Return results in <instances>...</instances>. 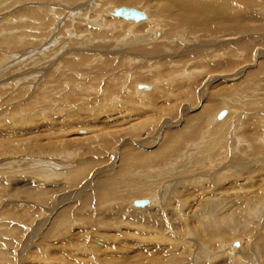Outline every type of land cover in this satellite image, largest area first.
Listing matches in <instances>:
<instances>
[{
	"label": "rangeland",
	"instance_id": "obj_1",
	"mask_svg": "<svg viewBox=\"0 0 264 264\" xmlns=\"http://www.w3.org/2000/svg\"><path fill=\"white\" fill-rule=\"evenodd\" d=\"M151 1L120 8L179 13ZM263 1L228 0L231 24L206 14L213 32L163 39L178 20L152 36L113 0H0V264H264ZM239 241L235 259L221 253Z\"/></svg>",
	"mask_w": 264,
	"mask_h": 264
},
{
	"label": "bare ground",
	"instance_id": "obj_2",
	"mask_svg": "<svg viewBox=\"0 0 264 264\" xmlns=\"http://www.w3.org/2000/svg\"><path fill=\"white\" fill-rule=\"evenodd\" d=\"M113 1H115L116 3H114L113 2V4H116V8L115 9H113L112 10V12H111V15L112 14H114V16H116V17H118V18H121V20H126V18L125 17H122V16H117L116 14H115V12H116V9H119L120 8V6L121 5H129V6H135V5H138V4H147V2H148V0H113ZM151 1V0H150ZM155 1V0H154ZM160 1V0H159ZM171 1V0H170ZM180 1V0H179ZM173 2L172 3V6H170V8H172V7H175V8H177V9H179V13H174V12H167L166 11V9L165 8H161V7H164V5L163 6H160V9H157V7H155L157 10L155 11V15L156 16H158L159 17V19L158 18H156V17H151V16H149V14L147 13V12H143V10H139V9H136V8H130V9H135V10H137L138 12H140V13H142V14H144L145 15V18L143 19V20H135V19H127V21H129V22H133V23H135V24H141L140 26H144L145 27V29H147V31L148 32H150L149 34H151L152 36H153V32H154V36H158L159 35V32L160 31H158L156 28H159L160 26H158L157 24H158V21L160 22V17H162L163 15H167V16H169V20H178L177 22H173L174 23V25L172 26V24L170 25V27H168V29H166V30H164V32H163V39H167V38H170V37H173V33L176 31V29H178L180 26H185L186 25V27L188 28V26L187 25H189V26H192V27H195L196 29H201V30H205V31H211L212 30V26H213V28H214V23L211 21V20H208V19H206V14H210L211 16H213V17H216V16H225V15H227L228 13H227V11L226 12H224L226 9H228L227 8V6H225L226 5V3L228 2V0H201V1H192V2H183V3H181V2ZM230 1V0H229ZM235 1V0H234ZM110 2H112V1H109V2H106V3H103L104 4V6L105 5H108V4H110ZM151 2H153V1H151ZM158 2V1H157ZM156 2V3H157ZM161 2V1H160ZM249 2V1H248ZM261 2H262V0H261ZM264 2V1H263ZM155 3V4H156ZM170 3V2H169ZM169 3H167L168 5H169ZM154 4V5H155ZM220 4V5H219ZM229 4V3H228ZM239 4V3H238ZM237 4V5H238ZM243 4V3H242ZM152 5V4H151ZM158 5V3L156 4V6ZM168 5H167V9H170V8H168ZM236 5V6H237ZM240 5H241V3H240ZM240 5H238V6H240ZM103 6V5H102ZM110 6V5H109ZM109 6H105V8L104 9H106V7H108L109 8ZM228 6H230V4L228 5ZM237 6V7H238ZM159 7V6H158ZM235 7V6H234ZM126 8V7H125ZM153 8V7H152ZM236 8V7H235ZM239 8V7H238ZM145 9V8H144ZM147 9V8H146ZM174 9V8H173ZM153 10V9H152ZM152 10H150V13H152L153 11ZM171 10V9H170ZM233 10H235V9H233ZM239 10V9H238ZM152 11V12H151ZM237 11V10H236ZM244 11V10H243ZM166 13V14H165ZM174 13V14H173ZM248 13V12H247ZM110 14V13H109ZM154 14V13H153ZM250 14V13H249ZM151 15V14H150ZM243 15V14H242ZM153 16V15H152ZM210 16V17H211ZM230 16V15H229ZM237 16H239V15H237ZM244 16V15H243ZM242 16V17H243ZM228 17V16H227ZM231 17V16H230ZM241 17V16H240ZM240 17H235V19L233 18L231 21L233 22L232 24H234V23H237V22H239L241 19H239ZM241 17V18H242ZM252 17V16H251ZM91 18V17H90ZM245 18V17H244ZM250 18V17H249ZM163 19V18H162ZM216 19V18H215ZM243 19V18H242ZM245 19H247V18H245ZM112 20H114V19H112ZM115 20H117V19H115ZM147 20V21H146ZM163 20H165V19H163ZM217 20V19H216ZM224 20V21H223ZM223 20L221 19V20H219V21H222V23L223 24H226V26L228 25V24H231V23H229L230 22V20L228 19V18H226V16H225V19H224V17H223ZM144 21H146V22H144ZM162 21V20H161ZM242 21H240V23H241ZM118 23V22H117ZM71 24V23H70ZM161 24V23H160ZM245 25H246V23H244ZM237 25H238V23H237ZM217 26V25H216ZM219 26H221V24L219 25ZM230 26V25H229ZM235 26V25H234ZM137 27V26H136ZM163 27H164V25H163ZM178 27V28H177ZM237 27V26H236ZM245 27V26H244ZM247 27V26H246ZM141 27H139L138 29H140ZM185 28V27H184ZM190 28V27H189ZM219 28H221V27H219ZM179 29H183V28H179ZM192 29V28H191ZM234 29V28H233ZM142 30H144V29H142ZM200 30V31H201ZM235 30V29H234ZM245 30V29H244ZM145 31V30H144ZM214 31V29L212 30V32ZM217 31V30H216ZM215 31V32H216ZM220 31V30H219ZM224 31V30H223ZM227 31V30H226ZM237 31V30H236ZM235 31V32H236ZM250 31V30H249ZM130 32V31H129ZM138 32V31H137ZM178 32V31H177ZM176 32V33H177ZM183 32V31H182ZM191 32V31H190ZM193 32H195V31H193ZM192 32V34H195V33H193ZM199 32V31H198ZM232 33V30L231 31H229V33ZM234 32V33H235ZM256 32V31H255ZM134 33V32H133ZM141 33V32H140ZM179 33V32H178ZM202 33H204V32H202ZM201 33V34H202ZM206 33V32H205ZM228 33V34H229ZM252 33V32H251ZM161 34H162V32H161ZM182 34V33H181ZM178 34V37L179 36H181V38H183V36L185 35V32H184V34ZM208 34H209V32H208ZM215 34V36H216V33H214ZM213 34V35H214ZM240 34V33H239ZM176 36H177V34H175ZM187 35V34H186ZM191 35V34H190ZM197 35V34H196ZM218 35V34H217ZM227 35V34H226ZM243 35V34H242ZM241 35V36H242ZM248 35H249V33H248ZM192 36V35H191ZM199 36H202V35H200L199 34ZM208 36V35H207ZM223 36V35H222ZM230 35H228V37H229ZM236 36V35H235ZM244 36H246V34L244 35ZM127 37H128V35H127ZM138 37V36H137ZM140 37V36H139ZM162 37V36H161ZM188 37V36H187ZM194 37H195V35H194ZM193 37V38H194ZM205 37H206V35H205ZM217 37H219V36H217ZM145 38H147V36L145 37ZM174 38V37H173ZM172 38V39H173ZM181 38H179V39H181ZM184 38H185V36H184ZM196 38V37H195ZM208 38V37H207ZM215 38V37H214ZM223 37H221V39H222ZM139 39V38H138ZM176 39V38H175ZM174 39V40H175ZM178 39V38H177ZM176 39V40H177ZM191 39H192V37H191ZM127 40V39H126ZM169 40V39H168ZM175 40V41H176ZM188 40V39H187ZM207 40V39H206ZM242 40H244V39H242ZM241 40V41H242ZM58 41V40H57ZM144 41V40H143ZM170 41V40H169ZM172 41V40H171ZM197 41L198 40H196V42L195 43H197ZM213 41V40H212ZM218 41H219V38H218ZM55 42V41H54ZM133 42H136L137 43V41H134L133 40ZM203 42V41H202ZM216 42V41H215ZM221 42V41H220ZM252 42V41H251ZM171 43V42H170ZM212 43L213 42H208V46L210 45H212ZM248 43V42H247ZM246 43V44H247ZM255 44H256V42H254ZM254 43H252V44H254ZM57 44V43H56ZM167 44V42H165V45ZM172 44L173 43H171V45L170 46H172ZM190 44H192L191 42H190ZM198 44V43H197ZM221 44V43H220ZM146 45H148V43L146 44ZM168 45V44H167ZM187 45V44H186ZM194 45V43L192 44V46ZM199 45V44H198ZM204 45V44H203ZM238 45V44H237ZM240 45V44H239ZM245 45V44H244ZM251 45V44H250ZM163 46V45H162ZM169 46V47H170ZM200 46V45H199ZM217 46V45H216ZM232 46V45H231ZM243 46V45H242ZM255 46V45H254ZM253 46V47H254ZM147 47V46H146ZM157 47L158 46H153V48H155V49H157ZM167 47V46H166ZM187 47H190V46H187ZM194 47V46H193ZM192 47V48H193ZM205 47V46H204ZM203 47V48H204ZM239 47V46H238ZM244 47V46H243ZM242 47V48H243ZM255 47H257V46H255ZM173 48V47H172ZM194 48H196V47H194ZM200 48H202V47H200ZM202 48V49H203ZM206 48V47H205ZM208 48H210L211 49V47H208ZM208 48H207V50H208ZM212 48H214V47H212ZM217 48V47H216ZM240 48V47H239ZM121 49V48H120ZM166 49V48H165ZM170 49V48H169ZM245 49V48H244ZM247 50H248V48H246ZM251 49V48H250ZM250 49H249V51H250ZM117 50V49H116ZM123 50H124V48H123ZM168 50V49H167ZM201 50V49H200ZM206 50V49H205ZM230 50H232V49H230ZM240 50H242V49H240ZM122 51V50H121ZM138 51V50H137ZM192 51V50H191ZM195 51V50H194ZM204 51V50H203ZM203 51H202V53H203ZM239 50H237L236 52H238ZM246 51V50H245ZM255 51V50H254ZM263 51V50H262ZM118 52V51H117ZM158 52H160V51H158ZM206 52V51H205ZM209 52V51H208ZM214 52V51H213ZM242 52H244L243 50H242ZM248 52V51H247ZM251 52V51H250ZM250 52H248V53H250ZM264 52V51H263ZM186 53V52H185ZM194 53V52H193ZM227 53V52H226ZM230 53H231V51H230ZM238 53H240V52H238ZM199 54V53H198ZM242 54V53H241ZM247 54V53H246ZM252 54V53H251ZM263 54V53H262ZM186 55V54H185ZM222 55V54H221ZM264 55V54H263ZM25 56H28V54H25ZM209 56V55H208ZM216 56V55H215ZM218 56V55H217ZM261 56V55H260ZM199 57V56H198ZM204 57V56H203ZM210 57V56H209ZM238 57V56H237ZM240 57V56H239ZM264 57V56H263ZM133 58H135V57H133ZM172 58V57H171ZM215 58V57H214ZM217 58V57H216ZM221 58V57H220ZM230 58H231V56H230ZM229 58V59H230ZM244 58V57H243ZM240 59V58H239ZM242 59V58H241ZM240 59V60H241ZM251 59V58H250ZM190 60V59H189ZM196 60V59H195ZM250 61V60H249ZM241 62V61H240ZM65 63V62H64ZM89 63V62H88ZM211 63V62H210ZM217 63H219V62H217ZM224 63H225V61H224ZM223 63V64H224ZM215 64V63H214ZM239 65H241V64H239ZM259 65V64H258ZM221 66H222V64H221ZM224 66H225V64H224ZM210 67H211V65L208 67V69H210ZM215 67H217V69H220L221 67L220 66H216L215 65ZM264 67V66H263ZM226 68H227V65H226ZM201 69V68H200ZM213 69V68H212ZM216 69V70H217ZM223 69H224V67H223ZM211 70V69H210ZM213 70H215V69H213ZM227 70V69H226ZM225 70V71H226ZM234 70V69H233ZM201 71V70H200ZM205 71H207V70H205ZM220 71V70H219ZM224 71V70H223ZM231 70H228V72H230ZM197 72V71H196ZM196 72H195V75H196ZM209 72V71H208ZM212 72V71H211ZM211 72H209V73H211ZM222 72V71H221ZM183 73V72H182ZM194 73V72H193ZM237 73H239V72H237ZM187 74H190L188 71H187ZM214 74V73H213ZM223 74V73H222ZM243 74V73H242ZM29 75H31L30 73H29ZM33 75V74H32ZM193 75V74H192ZM206 75H208V74H206ZM209 75H211V74H209ZM241 75V74H240ZM184 75L182 74L181 75V77H177V78H185V77H183ZM212 76V75H211ZM236 76V75H235ZM1 77V76H0ZM194 77V76H193ZM204 78V77H203ZM206 79H207V77H206ZM200 80V79H199ZM204 80H205V78H204ZM206 81H208V80H206ZM112 82V81H111ZM181 82V81H180ZM211 82V81H210ZM204 83V82H203ZM202 84V83H201ZM111 85H113V84H111ZM139 86V85H138ZM198 86V85H197ZM108 87V86H107ZM193 87V85L191 86V87H189L190 89ZM201 87V86H200ZM110 88V87H109ZM179 88V87H178ZM181 88H182V86H181ZM184 88V87H183ZM142 89H144V88H142ZM146 89H148V87L146 88ZM146 89H144V90H142V91H147ZM152 89V88H151ZM150 89V90H151ZM177 89V88H176ZM184 89H188V88H184ZM109 90H111V89H109ZM118 90V89H117ZM149 90V91H150ZM180 90V89H179ZM204 91V90H203ZM110 92V91H109ZM192 92V91H191ZM120 93V92H119ZM190 93V92H189ZM206 93V92H205ZM153 94V93H152ZM175 94V93H174ZM191 94V93H190ZM204 94V93H203ZM106 95H107V92H106ZM203 96V95H202ZM176 97V96H175ZM179 98H181V97H179ZM176 100H177V98H176ZM107 107V106H106ZM105 107V108H106ZM103 107H101V109H102ZM94 109V108H93ZM92 110V109H91ZM104 110V109H103ZM92 111H94V110H92ZM226 114L227 113H224V116L222 117V118H220L219 117V115H217L218 116V120H223L224 118H225V116H226ZM44 116H46V114H44ZM206 115H203V117H200V115H199V117H195V118H191V119H188V120H186L185 121V126H184V128H183V132H181V133H185V129H191L192 131H193V133H195V131H196V129L198 128V126L201 124V122L203 121V119L205 120L206 118H204ZM177 119V118H176ZM12 122V121H11ZM66 122V121H65ZM155 123V122H154ZM172 123V122H171ZM204 123V122H203ZM27 125V124H26ZM208 125V124H207ZM211 126V125H210ZM22 127V126H21ZM63 127V126H62ZM24 129V128H23ZM213 130V129H212ZM131 131V130H130ZM171 131V130H170ZM177 131V130H176ZM172 132V131H171ZM178 132V131H177ZM214 132V131H213ZM120 133H123V132H120ZM168 133V132H167ZM125 134V133H124ZM127 134V133H126ZM8 135V134H7ZM114 136V135H113ZM180 136V134H174V133H172V134H169L168 135V139H169V141L168 142H172V140H174V139H176V138H180L179 137ZM189 136V135H188ZM183 138V137H182ZM187 137L186 136H184V139H186ZM110 140V139H109ZM162 140V139H161ZM112 141V140H111ZM206 141V140H205ZM176 142V141H175ZM75 144V143H74ZM91 144V143H90ZM108 144H109V142H108ZM171 144V143H170ZM104 145V144H103ZM174 145V144H173ZM108 146V145H107ZM75 147V146H74ZM106 147V146H105ZM164 147H166L165 145H164ZM171 147V146H170ZM172 148V147H171ZM170 148V149H171ZM163 149V148H162ZM168 149V148H167ZM173 149V148H172ZM94 151H96L95 149H94ZM62 152V151H61ZM166 152V151H165ZM164 152V153H165ZM161 155V154H160ZM56 156H57V154H56ZM59 157H60V155H58ZM61 156H63V155H61ZM59 157H57V158H59ZM161 157V156H160ZM53 158L55 159V155L53 156ZM56 158V159H57ZM37 159H39V158H37ZM81 159V158H80ZM88 159V158H87ZM66 160V159H65ZM65 160H63V162H56V161H52V162H54V163H52V162H46V163H44V167H45V169L46 168H48V167H51V168H53V167H56V168H59V166H61L60 164H66V162L67 161H65ZM57 161H60V160H57ZM93 161H94V158H89L87 161H86V164H94L93 163ZM39 162V161H38ZM103 162V161H102ZM101 162V163H102ZM81 164H82V162H80ZM104 163V162H103ZM106 163V162H105ZM224 163V162H223ZM85 163H84V165H86ZM97 164H99V165H101L100 163H97ZM219 164V163H218ZM217 164V165H218ZM63 166H65V165H63ZM227 166V165H226ZM74 167V166H73ZM211 167V166H210ZM214 167V166H213ZM217 167V166H216ZM75 168V167H74ZM215 168V167H214ZM227 168V167H226ZM225 167L224 168H221V169H219V170H222V171H224V172H222L221 171V174L219 173V175H220V177L223 175V177H225V175L228 173V178L229 177H232V175H233V170L232 169H227V170H224V169H226ZM50 170V169H49ZM56 170V169H55ZM209 170H210V168H209ZM216 170V168L215 169H213V171L214 172H216L215 171ZM212 171V172H213ZM218 171V170H217ZM48 172V170L46 171V173ZM219 172V171H218ZM217 172V173H218ZM217 173L214 175H212L211 176V178H209L210 180L212 179V178H214V180H216V178L217 177H219V175H217ZM231 174V175H230ZM217 176V177H216ZM217 181V180H216ZM200 182V181H199ZM205 182V181H204ZM221 182V181H220ZM215 183V182H214ZM202 184V183H201ZM199 185V184H198ZM173 186V185H172ZM171 186V187H172ZM176 186V185H175ZM228 187V186H227ZM226 187V188H227ZM240 187V186H239ZM242 187V186H241ZM238 189V188H237ZM228 190V189H227ZM239 190V189H238ZM240 190H241V188H240ZM170 191V190H169ZM177 191V190H176ZM208 191V190H207ZM217 191V190H216ZM106 190L104 189L103 190V194H106ZM166 192H168V190L167 191H165V193ZM194 192V191H193ZM230 192V191H229ZM159 194L158 196H157V198L155 199V203H157V201H159L160 200V202H161V204L163 205V203L165 202V200H163V199H161L162 197H164L166 194ZM199 193V192H198ZM197 193V194H198ZM209 193V192H208ZM212 193V192H211ZM216 193V192H215ZM241 193V192H240ZM168 194V193H167ZM178 194V193H177ZM205 194V193H204ZM214 194V193H213ZM209 195V194H208ZM221 195V194H220ZM228 195H230V194H228ZM182 196H183V194H182ZM198 196V195H197ZM202 196H203V194H202ZM166 197H167V195H166ZM209 197V196H208ZM158 198H159V200H158ZM172 198V197H171ZM194 198H196V195H195V197ZM205 198V197H204ZM228 198V197H227ZM230 198V197H229ZM167 199V198H166ZM169 199V198H168ZM174 199V198H173ZM142 200V199H141ZM209 200H210V198H209ZM225 200V199H224ZM223 200V201H224ZM231 200V199H230ZM136 200H134V202H135ZM146 201H148V206L147 207H145L146 209L147 208H150V207H152V206H154V202H153V199H148V200H146ZM211 201V200H210ZM209 201V202H210ZM159 202V203H160ZM215 202V201H214ZM214 202H212V203H214ZM227 202V201H226ZM171 203V202H170ZM223 203V202H222ZM229 203V202H228ZM220 204V203H219ZM223 204H225V203H223ZM217 205V204H216ZM135 206V205H134ZM136 207V206H135ZM210 207V206H209ZM208 207V208H209ZM214 206H212L211 205V209H210V211H209V213H211L209 216L211 217V219L213 220H215V217H214V212L216 213V210L213 208ZM219 207V206H218ZM217 207V208H218ZM145 208H142L143 210L145 209ZM230 208V207H229ZM142 209H139V210H142ZM183 209V208H182ZM208 209V210H209ZM214 209V210H213ZM190 210V209H189ZM197 210V209H196ZM55 211H56V209L53 211V213H55ZM121 211H123V210H121ZM124 213V212H123ZM189 213V212H188ZM193 213H194V211H193ZM206 214H207V212H206ZM184 216V215H183ZM207 216V215H206ZM185 218V217H184ZM264 218V217H263ZM62 220H63V216H62V218H61ZM183 219V218H182ZM209 220H210V218H208ZM208 220V221H209ZM217 220V219H216ZM64 221V220H63ZM205 221H207L206 220V218H205ZM55 224H56V222H54ZM212 222H209V224H210V226L212 225L211 224ZM214 224V223H213ZM220 224V223H219ZM57 225V224H56ZM56 225H54V226H56ZM193 225V224H192ZM193 226H195V225H193ZM207 226V225H206ZM213 226V225H212ZM208 228H209V225H208ZM216 228V227H215ZM206 229H207V227H206ZM212 229V228H211ZM209 231V230H208ZM207 232V231H206ZM209 233V232H208ZM192 235V234H191ZM194 235V234H193ZM224 237H225V235H224ZM223 237V238H224ZM193 239V238H192ZM234 239V238H233ZM120 241V240H119ZM178 241V240H177ZM223 241V240H222ZM105 242V241H104ZM192 243V242H191ZM194 243H196V242H194ZM176 244V243H175ZM236 244H238V245H236ZM241 242L239 241V242H233L231 245H229V247H227L228 249L227 250H221L222 252L221 253H229V254H231L233 257H234V259H235V256H236V254H238V250H239V248L242 250V246H241ZM96 245V244H95ZM200 245V244H199ZM225 245V244H224ZM67 246V245H66ZM153 246V245H152ZM186 246V245H185ZM227 246V245H226ZM65 247V246H64ZM106 247V246H105ZM204 247V246H203ZM66 248V247H65ZM138 248V247H137ZM200 248H201V246H200ZM108 249V248H107ZM120 249V248H119ZM175 249V248H174ZM226 249V248H225ZM85 250V249H84ZM102 251V250H101ZM138 251V250H137ZM244 251V250H243ZM240 252V251H239ZM83 252H81V254H82ZM97 254V253H96ZM155 254V253H154ZM205 254V253H204ZM233 254H235V255H233ZM241 254V253H240ZM243 254V253H242ZM106 255H108V254H106ZM175 255V254H174ZM210 255V254H209ZM228 255V254H227ZM97 256V255H96ZM148 256V255H147ZM176 256V255H175ZM223 256V255H222ZM229 256V255H228ZM104 257V256H103ZM155 257V256H154ZM196 257V256H195ZM231 257V256H230ZM3 258V257H2ZM219 258V257H218ZM232 258V257H231ZM240 258V257H239ZM238 258V259H239ZM1 259V258H0ZM223 259V258H222ZM241 259V258H240ZM225 258L221 261V262H224L225 263ZM227 260V259H226ZM56 261H58L57 259H56ZM238 261V260H237ZM220 262V264H222ZM228 263V262H227ZM230 263V262H229ZM112 264V263H111Z\"/></svg>",
	"mask_w": 264,
	"mask_h": 264
},
{
	"label": "water",
	"instance_id": "obj_3",
	"mask_svg": "<svg viewBox=\"0 0 264 264\" xmlns=\"http://www.w3.org/2000/svg\"><path fill=\"white\" fill-rule=\"evenodd\" d=\"M115 14L117 16H122V17H125L126 19H135V20H143L145 18V15L138 12L137 10L135 9H130V8H125V7H121L119 9H116V12ZM141 88H147V87H143L141 86ZM224 116V112H221L219 117L222 118ZM134 205L137 207V208H145L148 206V201L146 200H137L135 201ZM238 245V244H236Z\"/></svg>",
	"mask_w": 264,
	"mask_h": 264
}]
</instances>
